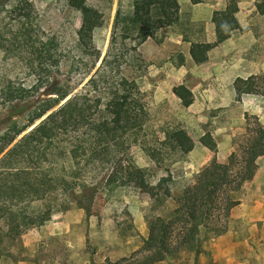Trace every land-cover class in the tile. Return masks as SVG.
I'll list each match as a JSON object with an SVG mask.
<instances>
[{
	"label": "rangeland",
	"instance_id": "obj_1",
	"mask_svg": "<svg viewBox=\"0 0 264 264\" xmlns=\"http://www.w3.org/2000/svg\"><path fill=\"white\" fill-rule=\"evenodd\" d=\"M31 1L29 38L18 33L0 46V87L26 88L23 95L35 98L44 96L41 92L49 81L67 79L74 91L81 90L106 50L118 3L126 8L128 1L86 0L96 11L91 56H78L74 49L80 21L77 10L70 8L66 0ZM200 1L199 5H193L189 0H178L177 20L142 42L137 47L139 55L127 56L121 65L122 74L139 84L148 109L138 142L130 145L128 156L143 168L153 185L166 175L167 168L171 196L147 193L130 182L112 189L100 187L90 213L74 204L53 211L42 224L32 225L16 239L5 242L0 250V264H134L132 261L138 254L133 251L141 247L147 235V219L170 211L175 205L172 197L191 183L211 160L231 163L247 138L246 123L253 127L257 122L264 127V95L233 93L236 69L245 62L241 59L245 51L239 48L236 52L233 44L211 48L201 65L184 63L186 80L194 92L192 95L195 94L190 104L169 94L170 86L182 75V45L187 46L189 41L211 42L214 25L208 11L215 7L213 12L222 10L219 7L226 0ZM262 1L243 3L242 10L247 11L237 14L239 25L231 34L242 39L240 46L248 45L253 35L257 39L256 53L264 58V12L260 13L257 7ZM252 4L258 14L250 12ZM0 26L7 28L2 7ZM93 62L95 65L83 76L85 65L91 67ZM195 74L202 76L201 81L196 82ZM255 75L264 89V68ZM29 104L23 102L18 114L29 109ZM171 128L186 132L192 143L190 151L181 154L161 146L164 129ZM141 143L156 148L158 153L153 158H162L161 161L156 164L150 159ZM257 163V176L243 184L240 198L230 210L228 239H208L202 242L195 256L166 258L155 264H264V156ZM109 166V163H95V171L89 169L87 174L104 176ZM247 207L248 221H243L239 214Z\"/></svg>",
	"mask_w": 264,
	"mask_h": 264
},
{
	"label": "trees",
	"instance_id": "obj_2",
	"mask_svg": "<svg viewBox=\"0 0 264 264\" xmlns=\"http://www.w3.org/2000/svg\"><path fill=\"white\" fill-rule=\"evenodd\" d=\"M127 1L126 8L118 3L106 50L81 90L74 91L67 79L49 81L41 92L44 96L35 98L23 95L26 88L0 87V250L26 228L42 224L55 210L74 204L90 213L100 187L112 189L130 182L147 193L171 196L167 168L166 175L153 185L143 168L128 156L130 145L138 142L148 109L139 84L122 74L121 65L127 56L139 55L137 47L142 42L177 20L179 3ZM66 4L80 15L74 38L76 54L91 56L96 11L86 0H66ZM0 7L7 21L6 29L0 26V46L18 33L29 38L32 1L0 0ZM257 7L264 12V0ZM237 10L236 0H227L224 9L213 12L215 40L190 42L188 52L194 63L205 61L207 51L238 28ZM94 65H85L83 76ZM257 78L253 74L235 78V94L264 95ZM171 91L185 104L193 100L184 84L172 86ZM23 102L30 106L19 115ZM245 130V143L231 163L211 160L172 197L175 205L170 211L147 219V235L141 247L133 251L138 256L132 263L155 264L166 258L195 256L202 242L226 232L230 210L240 198L243 184L253 177L257 157L264 155V127L257 122L253 127L246 123ZM160 144L181 154L192 148L182 128L164 129ZM141 145L156 164L161 161L153 158L158 153L156 148ZM95 163H109V172L100 177L87 174L89 169L95 171Z\"/></svg>",
	"mask_w": 264,
	"mask_h": 264
},
{
	"label": "crops",
	"instance_id": "obj_3",
	"mask_svg": "<svg viewBox=\"0 0 264 264\" xmlns=\"http://www.w3.org/2000/svg\"><path fill=\"white\" fill-rule=\"evenodd\" d=\"M253 2L254 0H236V3H237V7H238V10L236 11V13L234 14L235 17H237V14L240 13V12H243V11H247V10H242L244 8L243 6V3L244 2ZM227 0L225 1V4H226ZM201 3V1L197 2V3H192L193 5L195 4H198ZM225 4H223L221 7L219 8H223L225 7ZM213 9H216L213 8ZM213 9L212 10H209L208 11V16L211 17V14L213 12ZM249 11V10H248ZM250 12L251 13H255V14H258L255 10V6H253L252 4V7L250 9ZM263 14V13H262ZM238 20V19H237ZM213 34H214V27H213ZM251 38L248 42V45H245V46H240V42H242V39L239 38V37H235L233 36V34H231L228 38H226L225 40L219 42L218 44H216L215 46L212 47V49H215V48H218L219 46H227L228 44H233L234 45V49L237 51H239V48H241V52L245 51L244 54H243V58L241 59H244L245 62H241V64H238L239 68L236 69V76L235 78L237 77H241V78H245L249 75H255L256 73L258 72H261L262 69L264 68V58L263 57H260V55H258L256 52L257 50V45H256V41L257 39L253 36V35H250ZM215 40V34L213 35V38L211 40V42H213ZM190 42V41H189ZM186 45H182V75L180 77V79L176 82V84H173L170 86V89L168 90L169 94L171 95V97L174 96V94L172 93L171 91V88L172 86L174 85H177V84H184L189 90H191V92H193L192 88L190 87V85H188V81L186 80V77H185V70H184V63L187 62V61H191L193 64H203L205 61L201 62V63H194L189 55V52H188V49H189V43ZM198 42H205V41H198ZM207 42V41H206ZM211 49V48H210ZM210 49L207 51V53L210 51ZM237 66V65H235ZM196 76L195 79H197L196 82H199L201 81V77L202 76H199L198 74H195ZM234 78V79H235ZM234 79L232 80V82L234 81ZM232 89H233V86H232ZM194 93V92H193ZM233 93L235 94L234 92V89H233ZM243 94H247V93H243ZM236 95V94H235ZM193 96H195V94H193ZM178 99V98H177ZM264 155H261V156H258L257 159H261ZM257 159H256V164L259 165V163H257ZM260 168V167H258ZM261 169V168H260ZM259 171V169H258ZM257 170L256 172L254 173V178L257 176ZM256 174V175H255ZM259 191L261 192V189L259 188ZM259 195H262L261 193H259ZM247 210H248V207L247 208H244L240 211V214H239V217L240 219H242L243 221H248V216H247ZM227 234H228V231L224 232L223 234L221 235H218L216 237H213V238H210L211 240H220V239H228L227 238Z\"/></svg>",
	"mask_w": 264,
	"mask_h": 264
}]
</instances>
